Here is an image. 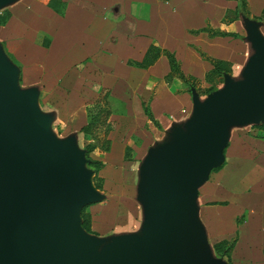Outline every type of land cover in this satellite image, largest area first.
<instances>
[{"label": "crops", "instance_id": "1", "mask_svg": "<svg viewBox=\"0 0 264 264\" xmlns=\"http://www.w3.org/2000/svg\"><path fill=\"white\" fill-rule=\"evenodd\" d=\"M62 1V13L51 8L48 0L4 1L0 10L7 9L9 16L0 24V48L17 68L18 85L36 93L49 129L53 132L60 112L75 123L62 137H73L77 148L91 140L80 130L88 109L98 104L108 110L104 160L124 158L125 146L133 158L135 154L129 153H137V147L147 152L170 141L175 131L186 129L192 100L185 90L172 88L178 78L164 79L166 56L159 53L146 66L134 63L150 44L173 52L181 71L196 77L211 65L197 49L231 60L219 50L220 40L230 35L192 30L209 26L235 31L236 19L225 23L222 17L236 0ZM245 2L253 15L249 18H254L264 36V18L257 17L264 0ZM114 4H118L116 15L111 11ZM244 41L249 50L250 40ZM42 96L47 107L40 105ZM142 100L156 123L147 119ZM246 124L228 128L224 159L197 187L194 213L212 254L216 255L214 242L233 238L229 259L251 256L260 261L254 264H264V130ZM131 232L135 231L116 233Z\"/></svg>", "mask_w": 264, "mask_h": 264}, {"label": "water", "instance_id": "2", "mask_svg": "<svg viewBox=\"0 0 264 264\" xmlns=\"http://www.w3.org/2000/svg\"><path fill=\"white\" fill-rule=\"evenodd\" d=\"M246 20L253 51L241 77L202 100L192 92L185 131L147 149L142 232L104 240L80 224L81 207L99 197L82 151L49 129L36 93L17 85V68L0 48V264H226L206 244L194 199L224 159L228 128L264 119V36Z\"/></svg>", "mask_w": 264, "mask_h": 264}, {"label": "rangeland", "instance_id": "3", "mask_svg": "<svg viewBox=\"0 0 264 264\" xmlns=\"http://www.w3.org/2000/svg\"><path fill=\"white\" fill-rule=\"evenodd\" d=\"M236 16V21L234 23V36L230 35L231 37L223 39V42L222 40L219 42V50L221 54H223V56L227 55L231 58V60H228L229 70L223 71L220 74L211 73L208 75V72L212 67V65H210V67L200 74L199 77L191 74H185L193 76V79H187L186 81L180 80L179 78L176 79V81L172 84L173 89L185 90L186 92L189 91L188 93L190 94V97L193 92L197 99L202 100L208 92L222 86L226 79H236L241 77L243 65L245 64L248 55L253 51V47L251 45L249 50L248 47L245 46L246 43L244 39L246 40V37H243L247 34L248 21L246 19L254 20V18H249V16L253 17V15H250L249 10H247V5L245 11H238ZM220 30L224 29L220 28ZM262 31H264V29ZM197 50L200 57L205 60L207 59L202 56L203 54L214 57V55H208L199 49ZM240 54H242L241 57L239 56ZM16 81L18 85V78ZM187 88L188 91L186 90ZM99 96L101 97V94H99ZM42 97H40L39 100L40 105L41 107H47V103L45 101L47 98L44 99V96ZM62 113L63 112H60L58 117L61 116V118L56 120L53 125L54 135L60 138L62 137V134L75 126V123L66 119V115L64 116ZM105 118L106 116L104 119ZM102 125L105 126H99L95 129L91 140H87V142L89 141L95 143L96 146L89 152L86 150L85 145L80 147V150L82 151L81 156L83 158L82 166L84 170L88 171L89 181L94 190L99 194V197L96 200L85 204L83 208L80 209V224L82 218H84L88 221L90 229L86 230L82 225L81 227L93 235H100L102 240H104L109 234H114L119 231L134 230L139 233L142 232L141 226L143 223L144 212L138 186L143 177L141 165L146 160V152H144L146 150L145 148L137 147L135 149L137 153L134 151L129 153L131 155L135 154V157L133 158L124 157L104 160L102 158V150L105 142H103L102 139L107 138L104 134H106V130L110 129V124L109 121L107 123L106 120H104ZM142 127L145 129L147 128L143 125ZM139 132H142V130ZM131 138L134 140V138L139 137L132 136ZM92 159L96 160L98 163L91 162ZM257 262L260 261L251 256L241 257L239 255H235L231 257L226 264H254Z\"/></svg>", "mask_w": 264, "mask_h": 264}, {"label": "trees", "instance_id": "4", "mask_svg": "<svg viewBox=\"0 0 264 264\" xmlns=\"http://www.w3.org/2000/svg\"><path fill=\"white\" fill-rule=\"evenodd\" d=\"M47 4L51 8H53L55 11H57L58 13H62L63 6H64V2L62 0H48ZM245 8H246L245 0H236V4L233 8H226L225 13L222 17V21L223 22H225V21L229 22V21L234 20L237 17L236 16L237 12L238 11L243 12V11H245ZM229 13H232V14H229ZM8 16H9V12L7 9L0 10V24H3L6 21V19L8 18ZM257 17L264 18V6H262V8L260 10V14ZM199 30L206 31L208 33V35L220 34V35L234 36V34H235L234 31L220 30L218 28H210L209 26H202V27L197 28L196 30H192V31H199ZM159 53H163L167 58L168 71L164 74V79L166 81L170 80L173 77L179 78L180 80H183V81H186L187 79H193V76L185 75L181 71V69L179 67V62L175 58L173 52H171L167 49H164V48L162 49L153 43L150 44L149 47L147 48V50L144 52L141 60L136 61L134 63L138 66H146ZM202 56H204V58H206L212 65V67L210 68V70L208 72V75H210L211 73L212 74H220L223 71L229 70V61L228 60L218 58V57H213V56H207L205 54H203ZM186 90L188 91V88ZM141 106H142V110H143L144 114L146 115L147 119L156 123V121L152 117V114L150 112V109H149V106H148V103L146 100L141 101ZM107 112H108V110H106V108L101 107L98 104L94 105L93 108L88 109L86 123H84L83 125L80 126V130L84 134L92 137L93 132L95 129L98 128L99 123H103L104 117L106 116ZM252 126L264 130V119L260 123H253ZM102 141L105 142L103 149H107L108 144H109V140L106 138V139H102ZM85 146H86V150L89 152V151H91L92 148H94L96 146V144L88 141L85 143ZM127 154H128L127 153V146H125V153H124L125 158H128ZM91 162H97V161L92 159ZM216 168L217 167H214L212 169H216ZM83 206L81 207V209L83 208ZM81 225L86 230L90 229L88 226V221L85 220L84 218H82V220H81ZM233 242H234L233 238L229 239V240H220V241L214 242L212 244V246H213V249L216 252V254L224 255L227 257V259H229V251L233 245Z\"/></svg>", "mask_w": 264, "mask_h": 264}]
</instances>
